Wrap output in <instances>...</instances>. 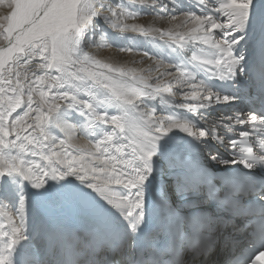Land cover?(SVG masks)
<instances>
[{
    "label": "snow or ice",
    "instance_id": "obj_1",
    "mask_svg": "<svg viewBox=\"0 0 264 264\" xmlns=\"http://www.w3.org/2000/svg\"><path fill=\"white\" fill-rule=\"evenodd\" d=\"M0 9V264H186V252L206 256L221 244L226 264H264V225L245 252L233 223L254 214L245 195L264 216V112L210 117L238 97L208 82L241 87L238 46L250 29L264 31V0H0ZM145 15L154 21L136 22ZM109 33H134L158 53ZM102 46L149 63L105 62L89 51ZM243 87L264 99V62ZM177 130L231 158L171 144ZM161 162L179 194L202 195L176 207L165 193L149 227ZM208 162L248 174L217 176Z\"/></svg>",
    "mask_w": 264,
    "mask_h": 264
},
{
    "label": "bare ground",
    "instance_id": "obj_2",
    "mask_svg": "<svg viewBox=\"0 0 264 264\" xmlns=\"http://www.w3.org/2000/svg\"><path fill=\"white\" fill-rule=\"evenodd\" d=\"M186 3H191V0H185ZM127 3V0H126ZM3 9H0V14L3 13ZM147 11V10H145ZM260 12H259V6L257 5V10H256V16L257 18L259 17ZM154 21V16L153 15H145L141 16L136 22L138 23H152ZM158 23V22H157ZM264 31L261 30L259 26H256L253 29H250L249 32L246 34L245 39L240 43L238 46V50L246 57V69L248 65L250 64V61L252 59L251 55V50L252 48L257 44L258 39L261 37L262 33ZM129 37L127 39V42H118L117 45L120 46H127V47H132L133 49H139L141 51L147 50L149 52H152L153 54L158 53V49L153 46V42L147 41L143 39L142 37L137 36L134 33H128ZM159 43V42H156ZM161 48H163V55H165V58L171 59L172 61H178L181 59V56L178 53H173L171 52L166 46L160 45ZM90 53L95 55L98 59H101L105 62L117 64V65H123L127 67H134L137 69V71H140L142 69H145L147 67V64L149 63L148 61H143L142 62V57L136 52H120L117 48L115 47H93L89 49ZM244 75L245 74H241ZM240 75V76H241ZM200 78H204L203 73H199ZM240 80V77H239ZM211 86L215 89L220 90L219 87L216 86L215 80L213 81H208ZM241 87L245 84L248 83V80H246V77L244 80H240ZM234 88L235 91L237 92V97H238V103L235 104L234 102L231 105L227 106H216V108L210 110L209 116L210 117H215L219 115L221 111L228 113V112H233V111H248L246 109V105H244L243 100H242V93L243 90L241 89ZM241 89V90H240ZM177 100L180 99V97L176 98ZM189 118H192L190 114ZM82 139V138H81ZM170 141L171 144H176L175 146H178L180 148L186 149L189 147L188 151L194 154V151L197 150L203 157L202 153H204L206 150L208 151H214L217 152L222 156L224 159H230L231 157L229 156V153H227L225 150L222 148H218L216 143H208L206 146L202 144H198L195 140L192 138L186 136L184 133L177 131H174L172 134ZM81 142V140L79 141ZM191 143V145H189ZM214 166H216L214 163L210 162ZM157 169L160 171L162 170H167V173L170 174L169 177H163L161 174L158 175L157 179L158 182H154L149 191V212H148V226L151 227V222H152V215L153 211L157 208L156 204L159 200V198L164 195L165 193L170 197L171 192L177 191L176 186L174 181V177L172 175V170L167 167V164L164 162H161L157 164ZM162 194V195H161ZM197 194V193H196ZM197 195H201L197 194ZM195 196L193 195L191 198L187 199H193ZM176 207H182V206H177ZM37 211L42 212L45 214H48L49 216H52L54 218L55 212L48 210L47 208H44L43 206H37ZM61 215L65 216L66 218L75 221L76 220V214L71 210V209H64L61 212ZM224 246L218 245L214 251H212L209 255L206 256H192L190 252H186L185 254V261L186 264H211L213 261H215L220 255V250H222Z\"/></svg>",
    "mask_w": 264,
    "mask_h": 264
},
{
    "label": "rangeland",
    "instance_id": "obj_3",
    "mask_svg": "<svg viewBox=\"0 0 264 264\" xmlns=\"http://www.w3.org/2000/svg\"><path fill=\"white\" fill-rule=\"evenodd\" d=\"M124 2L126 3V0H124ZM128 35H129L128 33H125L123 36H119L115 33H109V38L112 40L113 43L117 44L118 42H127V39L129 37ZM103 48H107V47H103ZM110 48H112V47H110ZM244 79H245V76L241 75L240 80L242 81ZM238 102H239L238 99L236 101H234L235 104H237ZM171 141H173V140H171ZM82 142H84L83 138L81 139V143ZM210 143L215 144V142H211V141H210ZM173 145H176V144L173 143ZM189 145H191V143H189ZM186 149L188 150L189 147H187ZM207 152H208V150H206L204 153H202V155H206ZM194 154H200L198 152V148H197V150L194 151ZM167 170L164 171L161 169L160 171L158 170V172L163 177H169L170 174L167 173ZM193 195L195 196V198L198 196L196 193H189V194L181 195L177 191H173L170 194V199H171V202L173 203V205L182 206L184 204L185 200H187V198H191Z\"/></svg>",
    "mask_w": 264,
    "mask_h": 264
},
{
    "label": "water",
    "instance_id": "obj_4",
    "mask_svg": "<svg viewBox=\"0 0 264 264\" xmlns=\"http://www.w3.org/2000/svg\"><path fill=\"white\" fill-rule=\"evenodd\" d=\"M220 168H221V167H219V168H215V169L220 170Z\"/></svg>",
    "mask_w": 264,
    "mask_h": 264
}]
</instances>
